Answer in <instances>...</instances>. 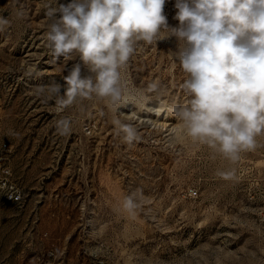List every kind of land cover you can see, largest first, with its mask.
Masks as SVG:
<instances>
[{
  "label": "rangeland",
  "instance_id": "obj_1",
  "mask_svg": "<svg viewBox=\"0 0 264 264\" xmlns=\"http://www.w3.org/2000/svg\"><path fill=\"white\" fill-rule=\"evenodd\" d=\"M71 2L0 0L9 21L0 31V149L7 145L6 164L24 194L18 205L0 196V262L264 264V135L232 164L185 133L168 111L185 100L169 55L179 50L174 36L140 42L124 70L134 94L159 82L160 95L148 93L144 108L113 112L93 98L59 111L46 86L63 85L79 58L54 61L46 11ZM62 118L72 123L67 136L56 131ZM116 118L141 139L125 143ZM232 169L235 178L219 175ZM133 193L134 214L123 207Z\"/></svg>",
  "mask_w": 264,
  "mask_h": 264
},
{
  "label": "clouds",
  "instance_id": "obj_2",
  "mask_svg": "<svg viewBox=\"0 0 264 264\" xmlns=\"http://www.w3.org/2000/svg\"><path fill=\"white\" fill-rule=\"evenodd\" d=\"M165 4L166 0H72L47 7L46 42L54 61L79 58L63 76L64 84L54 82L47 91L59 111L78 99L93 98L103 100L113 112L129 103L144 108L148 93L160 95L159 82L134 94L124 70L140 42L156 45L174 36L179 50L169 55L183 74L179 87L185 100L173 102L168 111L194 141L236 164L242 153L261 146L257 138L264 135V0H175L176 27L168 24ZM25 16L22 9L17 11L18 18ZM8 23L0 17V31ZM82 68L89 74L82 75ZM44 90L38 89V94ZM113 124L125 143L141 139L133 124L119 118ZM56 131L69 135L71 121L58 120ZM219 175L235 178V169ZM123 207L134 214L139 207L135 193L125 198Z\"/></svg>",
  "mask_w": 264,
  "mask_h": 264
},
{
  "label": "built area",
  "instance_id": "obj_3",
  "mask_svg": "<svg viewBox=\"0 0 264 264\" xmlns=\"http://www.w3.org/2000/svg\"><path fill=\"white\" fill-rule=\"evenodd\" d=\"M164 11L172 17H175L177 9L175 8V0H166ZM3 152H8L7 145H3L0 149V196L9 204L18 205L23 203L24 194L22 189L14 181L12 171L6 164V156ZM190 195H196L195 190L189 191ZM51 256L53 254H50ZM50 257V256H48ZM0 264H2L0 262Z\"/></svg>",
  "mask_w": 264,
  "mask_h": 264
}]
</instances>
